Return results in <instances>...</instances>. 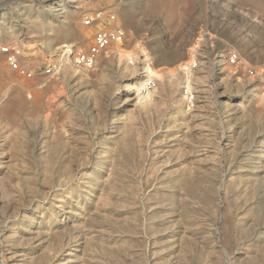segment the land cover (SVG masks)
Here are the masks:
<instances>
[{"label":"rangeland","instance_id":"rangeland-1","mask_svg":"<svg viewBox=\"0 0 264 264\" xmlns=\"http://www.w3.org/2000/svg\"><path fill=\"white\" fill-rule=\"evenodd\" d=\"M100 10L148 59L41 75ZM2 47L0 264H264V0H0Z\"/></svg>","mask_w":264,"mask_h":264},{"label":"built area","instance_id":"built-area-1","mask_svg":"<svg viewBox=\"0 0 264 264\" xmlns=\"http://www.w3.org/2000/svg\"><path fill=\"white\" fill-rule=\"evenodd\" d=\"M110 3L118 2L119 0H108ZM104 15H106L104 17ZM106 21L108 27L102 26V21ZM117 20L114 13H104L100 10L95 15L86 16L82 20V24L85 27L97 26V30L93 35L92 42L85 51L76 50L72 46H63L59 48V52L55 58L40 72L45 77H52L61 71L63 66H72L78 71H90L95 67L98 56L107 49L112 43L122 44L124 39V30L120 26H113V23ZM1 52L8 53L7 47H2ZM58 50V49H57ZM16 56L20 54L19 49H11ZM226 64L229 66H235L239 63V54L236 51H230L226 58ZM9 66L12 70L16 71L20 76L25 79H32L35 76L34 71L27 70L21 67L17 62L11 61ZM247 75L253 80H259L264 82V73L258 74L253 68L247 70ZM142 88L147 91L151 90L155 86V79L152 76L150 69H141ZM259 101L264 104V87L259 91ZM184 98L188 101H192L193 95L189 90L184 91Z\"/></svg>","mask_w":264,"mask_h":264},{"label":"bare ground","instance_id":"bare-ground-1","mask_svg":"<svg viewBox=\"0 0 264 264\" xmlns=\"http://www.w3.org/2000/svg\"><path fill=\"white\" fill-rule=\"evenodd\" d=\"M197 42H195V46L194 48H196V44ZM113 44V47L109 46L107 49H109V51L111 49H113V51L118 55V56H122L126 59H130V58H133V57H136L137 55H139L138 53H140L141 55L145 56L146 57V60L148 59V56H147V52H145L143 49H141L139 46H137L136 48L132 49V50H124L122 48H120L121 46L119 45V43H112ZM107 55V52L106 54ZM192 56V55H191ZM192 61H189L187 63H183L182 65H179L178 68L176 70H171V71H168L166 72L167 74H170V75H174L176 73V71L178 70H181V71H187L189 66L191 65ZM151 68V67H150ZM151 73H152V76L157 80V81H161L163 78H164V75L166 73L162 72L160 69L158 68H151ZM136 86V85H135ZM131 90L132 91H136L138 90L136 87H131Z\"/></svg>","mask_w":264,"mask_h":264},{"label":"water","instance_id":"water-1","mask_svg":"<svg viewBox=\"0 0 264 264\" xmlns=\"http://www.w3.org/2000/svg\"><path fill=\"white\" fill-rule=\"evenodd\" d=\"M188 58V55L186 54V57H185V59H187Z\"/></svg>","mask_w":264,"mask_h":264}]
</instances>
